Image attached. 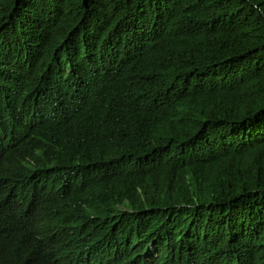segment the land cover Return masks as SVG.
<instances>
[{"label": "trees", "instance_id": "1", "mask_svg": "<svg viewBox=\"0 0 264 264\" xmlns=\"http://www.w3.org/2000/svg\"><path fill=\"white\" fill-rule=\"evenodd\" d=\"M0 264H264V0H0Z\"/></svg>", "mask_w": 264, "mask_h": 264}]
</instances>
